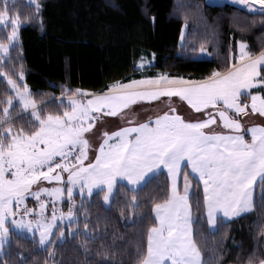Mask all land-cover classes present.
<instances>
[{
  "label": "snow or ice",
  "instance_id": "snow-or-ice-1",
  "mask_svg": "<svg viewBox=\"0 0 264 264\" xmlns=\"http://www.w3.org/2000/svg\"><path fill=\"white\" fill-rule=\"evenodd\" d=\"M7 2L3 0L5 7L0 11V32L4 33L0 38V82L7 84L11 93L0 100V105H6L0 108V249L10 240L11 230L46 249L53 242V229H60L58 221L66 216L70 225L75 220L73 192L77 186L82 198L85 191L91 197L93 190L98 189L97 194L103 193L104 202L110 206L120 181L133 186L131 190L135 192L146 187L163 166L171 179L170 194L154 205L158 223L148 229L146 250L137 248V264H205L194 239L193 207L205 210L207 223L215 230L218 220L227 223L250 213L255 208L254 186L264 185V126L245 128L240 119L249 115V108L252 114L264 116V51L253 54L241 41L238 63L231 64L226 71H213L200 81L161 75L117 82L100 94L76 89L66 100L65 94L71 90L65 89L60 98L53 96L38 103L36 95L48 94L30 89L22 65L15 78L4 71L11 63V51L17 47L20 27L18 18L5 19L9 12ZM28 2L38 14L40 5L36 0ZM233 3L249 13L264 14V0ZM9 27L10 33L6 31ZM4 38L8 43L3 42ZM253 88L259 91L252 94ZM161 97H179L205 118L187 120L169 106L167 111L144 122H128L134 126L112 132L104 130L94 160L89 159L92 145L88 134L98 121L102 122L105 116L115 117L138 101L151 102ZM242 97H249L250 105ZM65 103L67 107L62 113L46 112L50 104ZM17 108L30 117L29 131L14 130L13 121L20 118L13 115ZM209 108L216 112H205ZM217 117L228 131L211 127L217 123ZM247 134L250 140L246 139ZM185 167H190V172L183 171ZM65 172L66 182L62 175ZM181 176L182 193L178 188ZM41 181H57L64 186L34 190L33 186ZM45 193L57 199L66 195L68 212L61 210L58 216L53 201L49 219L45 214L49 202L41 199ZM28 196L38 202L39 211L24 203ZM261 199L264 200V189ZM21 205L23 211L18 212ZM88 227L85 223L84 228ZM70 234L75 237L77 233ZM85 235L96 239L88 232ZM59 236L62 242L64 231H59ZM248 264H253L251 256ZM259 264H264V259Z\"/></svg>",
  "mask_w": 264,
  "mask_h": 264
},
{
  "label": "trees",
  "instance_id": "trees-1",
  "mask_svg": "<svg viewBox=\"0 0 264 264\" xmlns=\"http://www.w3.org/2000/svg\"><path fill=\"white\" fill-rule=\"evenodd\" d=\"M36 3L40 5L38 14L27 0L7 2L9 13L19 19L20 27L17 47L11 51V63L4 71L15 78L22 65L30 89L48 94L36 95L38 103L60 97L65 89L71 90L65 96L76 89L99 94L117 82L161 75L199 81L235 63L241 41L253 54L264 49V14L249 13L230 3L210 5L205 0H36ZM4 7L0 0V11ZM3 36L0 32V38ZM3 42L7 43V39ZM140 61L151 63L140 70ZM10 94L8 85L0 82V100ZM65 107L67 103L50 104L46 112L62 113ZM17 114H21L18 108L13 115ZM27 119L30 117L26 113L14 119L13 124L26 130ZM183 171L188 169L185 167ZM169 188V178L161 171L146 187L135 192L119 182L110 206L105 205L103 193L97 194L98 191L83 198L75 193L74 222L55 229L53 242L46 249L32 239H22L12 230L10 240L0 250V264H21V261L137 264V248L146 250L148 229L157 224L154 205L167 198ZM262 189L264 185H256L255 208L250 213L227 223L218 220L215 230L209 227L205 210L193 207L194 239L205 264H248L250 256L253 264H259L264 259ZM199 194L202 197L201 186ZM59 204L64 211L69 208L65 197ZM85 223L88 229L84 228ZM59 231L65 233L62 242ZM74 231L75 237L70 234ZM85 232L96 239H89Z\"/></svg>",
  "mask_w": 264,
  "mask_h": 264
},
{
  "label": "rangeland",
  "instance_id": "rangeland-1",
  "mask_svg": "<svg viewBox=\"0 0 264 264\" xmlns=\"http://www.w3.org/2000/svg\"><path fill=\"white\" fill-rule=\"evenodd\" d=\"M205 2L210 4V5H220L222 3H228V2H225V0H205ZM27 3H29L28 0H27ZM237 6H240V5H237ZM8 18L17 19L15 14H11L9 12H8V16H6L5 19H8ZM6 31L8 33H10L11 32V28L10 27L7 28ZM7 43H8V41H7ZM239 44H238V52H237V57H236V62L235 63H238V61H239V55H240ZM261 51H264V49H262ZM150 63L151 62H148V61H140L138 63V68L140 70H143ZM141 64H143V67H141ZM153 78H156V77H153ZM143 79H148V77L147 78L138 79V80H143ZM135 80H137V79H135ZM129 82H127V83H129ZM250 91L252 92V94H256L259 91V88H253ZM83 93H89V92H83ZM60 97H57V98H60ZM64 98L66 100L67 96H65ZM242 99L245 100V102L249 103V105H250V98L249 97H242ZM169 106L175 107L177 109V112L180 115L184 116V118L187 119V120H196V119L205 118V116L202 113H196L187 104L186 101L181 100L179 97H172V98L161 97L159 100H155V101H151V102H149V101H138L137 103L131 105L130 108L123 110V112L121 114H119V115H117L115 117L105 116L102 122L98 121L96 123V127L93 129V132L88 134L89 139H90V143L92 145V148L89 151V159L90 160H94V157H95V154H96V149L98 148L99 144L102 142L100 137H101V133L104 130L112 132V131L118 130L121 127L134 126V125H129L128 122L129 121H134L136 123L144 122L149 117H153L154 118L156 115L162 114L164 111H167ZM222 107H223L222 105H217V108H222ZM208 111H211V112L215 113L216 109L209 108V109L205 110V112H208ZM25 114L26 113H21V114L15 115V116H19L20 117L21 115H25ZM230 115H232V114L230 113ZM240 119H241L242 124L245 126V128H250V127L255 126V125L264 126V116H260L259 114H252L250 108H249V115L240 117ZM27 120L29 121V119H27ZM30 127L31 126L29 125V128L26 129L25 131H29ZM211 127L212 128H217V129H221L222 128L221 124H219V122H218V117H217V123L215 125H212ZM13 128L15 130V129H19V128H22V127H20L19 125L13 124ZM246 139H248V138H246ZM85 163L87 164L88 161H85ZM62 175L64 176V179H65V182H66L68 173L67 172L62 173ZM180 181H181V187H179V189H180V191L182 193L183 192V178H181ZM63 186H64L63 184H60L57 181H52L50 183L47 182V181H41L38 185H34L33 188L35 190V189L41 188V187L55 188V187H63ZM75 193H79L80 194L78 186L74 189L73 195ZM80 196H81V194H80ZM84 196H87V192L86 191L84 193ZM64 197L68 201V198H67L66 195L63 196L60 199H57L55 196H48L46 193L42 194L41 199L42 200H47L49 202L48 207L46 208V213H45L46 216L49 219H51V214H52V210H53V204H52L53 201H55L54 206L57 209V215L58 216L60 215V211L61 210L65 214L68 212V209H66L64 211L61 208V205L59 204L61 202V200L64 199ZM24 203L27 205V207L29 209H36L37 211H39V204L35 200L34 197L28 196ZM106 205H108V204H106ZM23 208H24V205H21L20 208L17 209V211L18 212L23 211ZM16 218L19 219V215ZM9 219H11V218H9ZM26 219H27V217H26ZM58 223L60 224L61 227H65V226L69 225L66 216H65L64 219L59 220ZM9 227L11 229V225H9ZM210 228L213 230L212 227H210ZM54 231H55V229H53V233H54ZM27 235L31 236V234H27ZM35 238L38 240V238H39V233L38 232L36 233V237ZM59 240L61 241L60 237H59ZM6 243H7V241L4 243V245ZM0 250H2V249H0Z\"/></svg>",
  "mask_w": 264,
  "mask_h": 264
},
{
  "label": "crops",
  "instance_id": "crops-1",
  "mask_svg": "<svg viewBox=\"0 0 264 264\" xmlns=\"http://www.w3.org/2000/svg\"><path fill=\"white\" fill-rule=\"evenodd\" d=\"M222 126V125H221ZM214 130H216V131H228V130H226V129H223V126H222V128L221 129H217V128H213ZM248 136H249V140L251 139V136H250V134H247ZM187 169H188V171L190 172V167H186ZM161 171H164L166 174H167V176H168V173H167V169L166 168H163V166H161V168L158 170V172L157 173H159V172H161ZM168 178H169V183H170V188H169V194H170V190H171V179H170V177L168 176ZM180 180H181V177L179 178V180H178V188H179V186H180ZM120 182H122V183H124V184H126L129 188H131L132 189V187L133 186H131V185H128L127 184V182L126 181H120ZM201 187H202V185H201ZM254 188H256V185L254 186ZM180 190V189H179ZM95 191H98V189H94L93 190V192H95ZM254 195H255V192H254ZM106 205V204H105ZM154 216H155V211H154ZM232 219H234V218H231L230 220H232ZM229 221V220H228ZM158 222V221H157ZM209 227H212V226H210L209 225Z\"/></svg>",
  "mask_w": 264,
  "mask_h": 264
},
{
  "label": "bare ground",
  "instance_id": "bare-ground-1",
  "mask_svg": "<svg viewBox=\"0 0 264 264\" xmlns=\"http://www.w3.org/2000/svg\"><path fill=\"white\" fill-rule=\"evenodd\" d=\"M225 2H228V3H230V4H235V3H233V0H225ZM235 5H238V4H235Z\"/></svg>",
  "mask_w": 264,
  "mask_h": 264
},
{
  "label": "flooded vegetation",
  "instance_id": "flooded-vegetation-1",
  "mask_svg": "<svg viewBox=\"0 0 264 264\" xmlns=\"http://www.w3.org/2000/svg\"><path fill=\"white\" fill-rule=\"evenodd\" d=\"M218 122H219V124H221V121L219 120V118H218Z\"/></svg>",
  "mask_w": 264,
  "mask_h": 264
},
{
  "label": "water",
  "instance_id": "water-1",
  "mask_svg": "<svg viewBox=\"0 0 264 264\" xmlns=\"http://www.w3.org/2000/svg\"><path fill=\"white\" fill-rule=\"evenodd\" d=\"M105 92V91H104ZM221 125H222V122H221ZM223 126V125H222ZM57 171H59V170H57Z\"/></svg>",
  "mask_w": 264,
  "mask_h": 264
}]
</instances>
